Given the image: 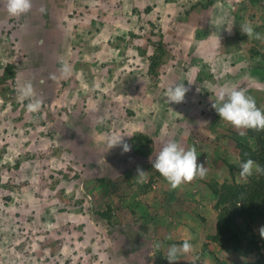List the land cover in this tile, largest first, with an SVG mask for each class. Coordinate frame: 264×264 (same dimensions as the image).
<instances>
[{"label": "rangeland", "instance_id": "374dc122", "mask_svg": "<svg viewBox=\"0 0 264 264\" xmlns=\"http://www.w3.org/2000/svg\"><path fill=\"white\" fill-rule=\"evenodd\" d=\"M63 1L36 0L33 5L43 7L46 14L54 10L68 18L65 28L50 32L29 26L27 13L18 17L5 14L2 10L7 8V0H0V264H110L108 246L117 237L115 226L105 230L104 221L88 220L89 202L96 209V197L82 196L77 185L93 184L113 199L123 195V183L132 185L137 175H132L133 170L122 174L112 158L113 172L106 170L103 176L99 171V155L113 151L107 148L112 134L126 135L125 142L134 155L142 157L137 161L149 175L157 172L152 163L169 141L186 150L195 146L197 163L207 168L203 179L196 178L177 189L162 178L167 183L166 194H150L148 221L140 225L142 236L136 238L138 235L128 232L120 237L123 245L143 249L140 255L148 264L164 260L169 264L166 257L163 260L168 248L156 250L155 242L181 245L184 240L193 250L182 254L175 264H264V248L261 255L244 253L242 249H223L207 238L215 231L217 215L215 197L207 184L247 181L239 175L244 162L240 146L248 139L239 132L245 129L221 120L212 107L218 102L214 92L225 86L243 89L264 110V43L249 39L240 29L249 22L256 32L264 34V0ZM31 18L36 19L34 15ZM231 25L229 34L225 28ZM51 59L72 66L70 81L58 80V65L52 66ZM47 62L51 68L44 88L62 81L74 89L82 82L80 96L84 98L88 83L90 94L105 89L103 96L112 103L104 120H92L93 125L84 126V135L75 133L65 142L67 149L79 147L71 152L61 147L60 128L51 125L41 112L29 114V101L19 98L21 81L27 75L35 87L47 71ZM8 64L13 66V75L4 78ZM163 70L171 72L175 84L183 82L189 88L183 103L166 102L170 86L154 77ZM90 73L105 76L100 85L89 83L96 82V75ZM130 89L135 94H130ZM164 109L172 110L168 118L162 116ZM139 134L148 136L150 142L135 143ZM115 148L120 154L122 147ZM124 155L127 164H136L132 156ZM161 206L167 208L165 212ZM255 210L253 220L248 218L241 226L260 244L264 240L259 232L264 227V200ZM159 211L164 213L163 221L154 220ZM124 223L128 222L114 224ZM149 226L170 229L171 239L149 234Z\"/></svg>", "mask_w": 264, "mask_h": 264}, {"label": "crops", "instance_id": "0c3cea01", "mask_svg": "<svg viewBox=\"0 0 264 264\" xmlns=\"http://www.w3.org/2000/svg\"><path fill=\"white\" fill-rule=\"evenodd\" d=\"M5 2H6V0H5ZM32 2H33V5H35L36 0H32ZM61 2H65V1L61 0ZM210 6H212V5H210V3H209V6H208L209 9L211 8ZM6 9L7 8L5 7V9L3 8V10H2V12H4L5 14L7 12ZM41 9H43V7L38 9L36 6H33L31 11H29L27 13L28 18H29V20L27 21L28 22L27 24L29 26L33 27L34 25H37L38 29H40V30L50 29V32L54 31L55 29L61 30L63 27L65 28L67 26V19H68L67 17L64 18L62 16H58L60 14L56 13L54 10L52 13L46 14V11H44V10L41 11ZM31 15H34L36 17V19L31 18ZM58 19L60 20V22L62 24L59 23ZM63 22H66L65 26H63ZM54 23H56V24H54ZM90 23H91V21H89L87 23L85 22V25L89 26ZM42 36H44V35H42ZM41 39H42V41H44V38H40L39 40H41ZM209 40H210V37H209ZM224 53H226V51ZM261 59L262 58H259V60H261ZM50 61L52 62V66L53 65L55 66V64H56L55 68L57 67V65H58V67H61L60 62H62V60L59 61L57 59H51ZM47 64H48V62L45 64V66ZM58 67H57V71H56V75L59 74L58 80H62V78H63L66 82L70 81V76L61 75ZM49 68H51V66L47 65V67H46L47 71L42 75L43 77H41L39 79V83H37L34 87L35 91L37 93L36 98L42 100V108L40 110L41 116L43 115L46 120L49 119V123H51V125H55V126H58L60 128L59 129V134H60L59 137H60V142L62 143L61 147H62V149L64 148L66 150L67 147L64 146L65 142L67 140H70V138L75 133L80 134V135H84L86 133L84 126L93 125L92 120H95V122H96V120H99V119L104 120V117L107 114L111 113L110 108L112 107V103L109 102L108 100H106V98L103 96V92L105 91V89L102 90V93L100 91H98L97 93L93 92L92 94H90L89 90H88V83L86 86L87 94L84 95V98L81 97L80 93H82V91H83L84 84L81 82L80 78H78V77H76V78L79 79V83L81 82L80 86L78 88H74V89L72 88L71 89L70 84H68V83L63 84L62 81H57V84H54L48 88H44L42 85L44 84L45 79L48 77V74H49L48 69ZM90 74L92 76L96 75V77H95L96 82H89L93 86L100 85L101 80L103 79L102 77H105L103 74H99V73H96L94 75L92 73H90ZM248 74H250V73H248ZM70 75L73 76V73L71 72ZM155 76L157 78L162 79L166 86H171L173 83L175 84V81H173L171 79L172 78L171 72H169L167 70H163L162 72L158 73V75H154V77ZM26 77H28V76L26 75ZM26 77L21 81V84L19 86H21L22 84H24L27 81H31L33 83L32 78H30V77L26 78ZM119 77H120V75H118V78ZM114 78L116 79L117 76ZM117 84H118V82H117ZM133 89H135V88H133ZM133 89L129 90L130 94H135ZM79 90L81 92H79ZM113 90L119 91V89H113ZM160 91L164 92L163 89H161ZM94 94H96V96ZM217 94H215V92H214V95H217ZM114 104H115V102H113V105ZM163 111H165V112L163 113L162 116L165 118H168L169 115L171 114L170 111H172V110L171 109H169V110L164 109ZM145 117L147 118L146 115H145ZM154 118H158V117H154ZM96 124H95V126H93V128L96 127ZM76 128H77V130H75ZM93 128H91V129H93ZM105 141H106V139L101 141V142H105ZM77 149H79V147L74 145V146L68 147V149L66 151L71 152V150H77ZM96 149H98V148H96ZM112 150L113 151H111V153L109 155H107V156L106 155L105 156L99 155V157H98V162L102 168V169H99V171L101 170V172L103 173V176H105L104 172L106 170L112 169L111 172H113V170H114L110 166V160H109L110 158H112V162H114L116 164V169L118 168V169L122 170V174L123 173L126 174L127 172L129 173L130 171L133 170L132 175H137V171H136L137 167H139L141 169L143 168L141 163H139L137 161L139 159H142V157L139 156L138 154L134 155L131 151L128 153H124V154H127L126 156H130V157L132 156L131 157L132 160L136 162V164H134L133 166H130L129 164H127L128 161L126 160L125 155L122 154V150H121L120 154H118V155H117V152H118L117 148L114 147V148H112ZM152 153H153V151H152ZM106 154H108V153H106ZM132 160H129V162L131 163ZM145 171L148 172L147 168ZM150 176L153 177V179L151 181L149 179ZM162 178L163 177L158 172H154V173H150V175L148 173V180L146 183H139V182H137V179L132 180V185H130L129 183L128 184L123 183V187H122L123 195L122 196L119 195V197H117L115 199L107 196L106 191H104L103 189H101L100 191L97 190V188L93 184H90V183L81 184V183H79L77 185L78 191L81 192L82 196H87L88 198H90V196L96 197L95 203L98 204L96 206V209H93L91 202H89V213H90V215L88 217V220L93 219V220L99 221V222L104 221L105 226H106V227H104L105 230H110L112 228V225L115 226V232L114 233L117 237L112 241V244L110 246H108V251H109V256H110V259H109L110 264H148L147 261H145L144 258L140 255V253H142L144 251L143 249H138V248L135 249L134 247H131V246H129V248H127L125 245H123L121 243L122 241H121L120 237L124 238L123 236L124 235L126 236V234L128 232H130L132 234V236L138 235V237H136V238H140L139 236H142V234L140 233L142 227H140V225H141V222H147L148 221L147 211L149 209V206L147 205V202L149 201V198H151V196H152L150 194H154V195L159 194V191L166 194L165 188H166L167 183ZM71 184H69V187ZM102 184L107 186L104 183H102ZM81 187L83 188V191H81ZM169 188H170V186L168 187V189ZM90 191H93V192H90ZM131 191H132L133 197L128 198ZM144 197H145V200H144ZM135 200H138V201H135ZM105 204L110 205L112 207L110 224H108L105 219L96 215L93 211V210H101V207L104 206ZM143 205L145 206V209H144ZM147 207H148V209H147ZM175 208H176V206H175ZM159 209H161L162 212H165L167 208L161 206ZM64 212L65 211H62V213H64ZM163 214L164 213H160V211H159L158 217L154 220L163 221L164 220ZM76 215L77 214H75V213L73 214V216H76ZM80 215L85 217L84 214H82V213ZM125 221H127L128 223H124L122 225L114 224V223H121V222H125ZM149 227H150L149 228V234H150V232H152V234H154V236L159 238V239L167 241L166 237H169V235L171 236L170 229H164V228L160 229V227H158V226L156 227V229H153L151 226H149ZM121 228H122V230H121ZM173 231L175 234L176 231L175 230H173ZM162 244L166 248H168L171 245L169 243H162ZM157 252H161V251H157ZM164 257H166V255H164Z\"/></svg>", "mask_w": 264, "mask_h": 264}, {"label": "clouds", "instance_id": "9594fccd", "mask_svg": "<svg viewBox=\"0 0 264 264\" xmlns=\"http://www.w3.org/2000/svg\"><path fill=\"white\" fill-rule=\"evenodd\" d=\"M33 7L32 0H7V12L12 17H18L31 11ZM43 11V9H41ZM233 25L225 28L229 34L232 32ZM242 34H246L249 39H255L264 43V34L256 32L251 23L245 22L240 26ZM220 42V37H218ZM259 59V58H258ZM72 71V66L62 61L59 72L61 75L68 76ZM52 79H55L53 76ZM43 83V82H42ZM192 84V83H189ZM189 88L185 84L177 83L166 89L165 98L168 104H180L185 101V95ZM19 98L29 101L26 105V111L29 114H38L42 108V100L36 98L37 93L31 81H27L18 88ZM217 103L212 107L219 114L221 120L230 123L237 129H252L257 132L264 131V110L257 107L254 97L248 95L245 90L236 87L225 86L217 94ZM240 136H245L246 132L240 131ZM126 135L112 134L107 138V147H122V154L131 151V145L125 142ZM131 137V136H129ZM247 155V154H245ZM197 149L192 146L185 149L176 141L166 143L152 163L155 169L171 186L172 189L179 188L182 184L191 183L194 179H203L207 173V168L203 164L197 163ZM239 175L242 178H248L255 172L258 175H264V167L252 159H247L240 165ZM137 182L146 183L148 172L137 167ZM81 191L83 188L81 187ZM260 236L264 238V227L259 229ZM168 239H171L169 237ZM163 246L162 242H155L153 247L159 250ZM193 250V245L184 240L181 245L172 244L168 247L166 258L169 264H175L180 260L182 254H187ZM163 256V260H164ZM165 264V260L162 261Z\"/></svg>", "mask_w": 264, "mask_h": 264}, {"label": "trees", "instance_id": "16d2710c", "mask_svg": "<svg viewBox=\"0 0 264 264\" xmlns=\"http://www.w3.org/2000/svg\"><path fill=\"white\" fill-rule=\"evenodd\" d=\"M251 53L256 54L257 51H251ZM12 68L11 64L6 66L4 78L13 75ZM150 68L153 69L154 65L151 64ZM244 132H246L245 137L248 139L240 146V159L245 162L250 158L264 167V131L257 132L252 129H245ZM134 139L139 145H145V143L150 142V138L141 134L136 135ZM143 139L146 142H143ZM231 167L232 165H229V168ZM207 186L213 197H215L213 209L217 211L215 231L207 235L208 240L223 249H242L244 253L254 252L261 255L260 250L264 248V240L261 239L259 244L257 240L249 238L241 225L248 218L253 220V216L256 215L255 209L264 200V175H258L254 172L245 182H236L235 180L213 181L208 183ZM111 210V206L106 205L103 210L94 212L110 223ZM181 264L203 263L185 261Z\"/></svg>", "mask_w": 264, "mask_h": 264}]
</instances>
